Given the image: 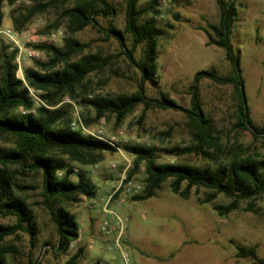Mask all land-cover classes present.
<instances>
[{
	"label": "rangeland",
	"instance_id": "374dc122",
	"mask_svg": "<svg viewBox=\"0 0 264 264\" xmlns=\"http://www.w3.org/2000/svg\"><path fill=\"white\" fill-rule=\"evenodd\" d=\"M108 1L116 8L114 16H98L99 27L89 25L71 35L88 44L85 53L112 57L106 66L88 75L84 85L91 96L131 94L139 82L137 69L128 64L118 42L106 35L110 27L123 29L126 0ZM150 4L154 7L156 26L164 29L165 34L157 39V82H146V93L151 98L166 95L179 106L188 107V86L196 71L214 68L220 75H226L230 70L223 49L206 45L205 23L216 24L219 9L214 0H158L156 5L153 0H141L138 5L148 7ZM15 6L30 7L31 4L21 0H16L14 6L3 3L4 20L0 31L9 28L14 34L10 40L0 32V41L9 46V51L17 49V54L20 53L21 66H17L16 75L22 78L24 69L36 68V62L49 59L48 54L35 48L36 45L62 46L63 38L70 34L67 21L61 16V8L37 13L23 30L17 32L9 19V11ZM237 9L231 42L239 52L243 92L251 120L264 127V0H239ZM54 23L57 27L47 32L48 26ZM125 41L127 44L131 41L127 34ZM142 51L143 47L139 46L135 52L137 58L142 56ZM39 93L30 89L36 103H40ZM200 96L203 110L217 128L222 149L214 151L215 156L211 159L193 153L165 152L170 147L181 148L192 143L188 118L180 110L153 107L141 116L143 106L140 105L117 124L111 115L93 122L94 111L77 105L68 96L62 97L55 107L68 105L71 126L75 123L74 127L84 133L101 130L103 139L119 145L155 146L158 162L214 168L237 148L245 152L248 148V154L264 157V136L254 139L248 131L233 128L238 103L233 85L202 78ZM13 145L12 135L0 134V149ZM131 160L132 156L119 149L105 153L100 163L90 166L74 164L76 172L85 171L94 182L97 193L93 198L80 196L77 203L69 205L79 226V236L63 254L52 248L56 245V234L48 212L41 205V177L34 172L15 169L20 183L32 187L26 189L23 196L36 216L38 234L35 238L22 232L7 236L3 242L18 250L8 255V264H27L30 257L41 264H60L80 247L83 248L82 264H121L119 248L113 243L112 235H106L104 231L115 226L116 216L124 228L121 246L132 264H252L251 259L236 256L235 245L254 246L257 256L264 259V195L252 201L255 212L244 210L248 203L242 201L239 209L225 216L218 215L212 204L204 202L209 193L207 189L193 187L188 198L183 199L172 193L169 181L164 182L154 196L136 201L131 197L143 191L141 167L134 178L138 183L137 190L126 194L122 188L118 189L109 210L105 211L103 203L107 194L118 186L120 174L127 163L131 167ZM72 178L76 179V174ZM230 201L224 195L215 199L216 204L223 205ZM12 223L11 217L0 215V224Z\"/></svg>",
	"mask_w": 264,
	"mask_h": 264
},
{
	"label": "trees",
	"instance_id": "16d2710c",
	"mask_svg": "<svg viewBox=\"0 0 264 264\" xmlns=\"http://www.w3.org/2000/svg\"><path fill=\"white\" fill-rule=\"evenodd\" d=\"M15 1L0 0V29L4 20L3 3L14 6ZM21 1L29 2L31 6H15L9 11L10 22L17 32L23 30L37 13L61 8V16L67 21L70 35L63 38L62 46L36 45L35 48L48 54L49 59L47 62H36V68L24 69L22 78L16 75L17 49L9 51V46L0 41V134L14 137L13 147L0 149V215L14 220L12 224H0V264H8V255L18 252L16 247L3 242L7 236L22 232L35 238L38 234L36 216L23 196L26 189L32 187L20 183L15 170L18 168L41 177V205L48 212L56 234V245L52 248L61 254L66 253L79 236V226L69 205L77 203L80 196L93 198L97 193L96 185L85 171L74 172V164H97L104 160L105 153L119 149L132 156L131 167L126 172L127 180L134 179L143 167V191L132 196V200H146L154 196L161 185L169 181L172 193L183 199L188 198L193 187L207 189L209 193L204 202L212 204L220 216L239 209L242 201L248 203L244 210L255 212L252 201L264 195V157L248 154V148L246 152L233 149L230 157L214 168L158 162L155 146L137 143L119 145L84 133L82 129L71 126L68 105L55 107L62 97L68 96L77 105L94 111L93 122L111 115L117 124L140 105L143 106L141 116L153 107L180 110L188 118L192 143L181 148L173 146L165 152L193 153L211 159L215 156L214 151L222 149L213 119L202 108L200 81L208 78L218 84H231L236 89L238 103L233 128L248 131L254 139L264 136V127L251 120L243 92L239 52L231 42L239 0H214L219 9V19L216 24L205 23L206 45L223 49L230 70L226 75H220L214 68L196 71L188 86V107L179 106L166 95L151 98L146 93V82H157V39L165 34L164 29L156 26L151 4L139 7L141 0H126L123 29H107V37L111 36L118 42L128 64L137 69L139 82L131 94L106 97L91 96L84 83L89 74L106 66L112 57L85 53L88 44L71 35L89 25L99 27L97 17L114 16L115 6L108 0ZM68 2L72 4L67 6ZM157 3L158 0H153V4ZM56 27L57 23L48 26L47 32ZM169 27L172 28V25ZM126 34L131 38L129 44L125 41ZM139 46L143 47V53L137 58L135 52ZM30 89L40 92V103H36ZM74 174L76 179L72 178ZM218 195H224L231 201L225 205L216 204ZM235 249L237 257L249 258L252 264H264L254 246L235 245ZM82 251L83 248H78L60 264H82ZM27 264L41 263L30 257Z\"/></svg>",
	"mask_w": 264,
	"mask_h": 264
},
{
	"label": "built area",
	"instance_id": "2783aa9c",
	"mask_svg": "<svg viewBox=\"0 0 264 264\" xmlns=\"http://www.w3.org/2000/svg\"><path fill=\"white\" fill-rule=\"evenodd\" d=\"M4 37L10 39V40H13V34H14V31L7 28V29H4L2 31H0ZM29 55H31V53H29ZM16 64L18 67L21 66V55L20 53L17 54L16 56ZM75 126V123H72V127ZM88 134H91L97 138H100V139H103L102 138V131L101 130H98L96 132H92V131H87ZM130 164L127 163L123 169V171L121 172L120 174V179H119V184L117 187H115L110 193L107 194V197L103 203V208L105 211H108V206L110 204V202L112 201V198L114 196V194L118 191V189L122 188L123 189V192L126 193V194H129L133 191H136L137 188H138V183L134 180V179H130V180H127L126 179V172L129 168ZM112 167H115V165H112ZM74 171L76 172L77 170L74 169ZM95 199V198H94ZM93 199V200H94ZM102 200V199H101ZM116 222H115V226L113 228H106L104 229L106 235H112L113 237V243L119 248L120 252H121V257H122V263L121 264H132L131 260H130V256L128 255L127 252H125L121 246V240H122V237H123V231H124V228H123V225L121 223V220H119V218L116 216ZM104 224L106 225V223L104 222ZM110 249V247H109ZM106 264H111V263H106Z\"/></svg>",
	"mask_w": 264,
	"mask_h": 264
}]
</instances>
